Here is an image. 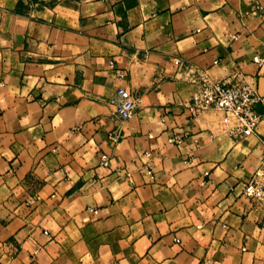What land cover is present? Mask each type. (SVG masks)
I'll return each instance as SVG.
<instances>
[{
    "label": "crops",
    "instance_id": "1",
    "mask_svg": "<svg viewBox=\"0 0 264 264\" xmlns=\"http://www.w3.org/2000/svg\"><path fill=\"white\" fill-rule=\"evenodd\" d=\"M256 57L264 0H0V264H264V121L232 136L188 81L262 95Z\"/></svg>",
    "mask_w": 264,
    "mask_h": 264
},
{
    "label": "built area",
    "instance_id": "2",
    "mask_svg": "<svg viewBox=\"0 0 264 264\" xmlns=\"http://www.w3.org/2000/svg\"><path fill=\"white\" fill-rule=\"evenodd\" d=\"M256 64L263 65L262 58H254ZM174 65L184 67L180 59H174ZM188 81L193 85L194 92L191 97L190 109L198 113L206 108L223 110L227 116H234L240 123L237 131L230 133L235 137H248L257 133L258 125L264 121V94H257L247 85H229L226 82L214 81L206 70H188ZM141 99L132 95L128 89L119 88L116 94V112L120 119L128 120L135 115L140 107ZM262 107L261 111L257 106ZM152 137V136H151ZM117 141V138H114ZM181 143L180 137H173L169 143ZM262 157L258 168L245 183L243 194L245 197L264 205V138L261 142ZM151 157L150 153L145 154ZM102 165L107 167L108 157L102 156ZM147 174H152L150 165ZM97 214L98 211H93Z\"/></svg>",
    "mask_w": 264,
    "mask_h": 264
}]
</instances>
